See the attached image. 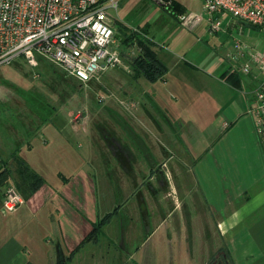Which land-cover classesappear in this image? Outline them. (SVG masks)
<instances>
[{
  "label": "rangeland",
  "instance_id": "rangeland-1",
  "mask_svg": "<svg viewBox=\"0 0 264 264\" xmlns=\"http://www.w3.org/2000/svg\"><path fill=\"white\" fill-rule=\"evenodd\" d=\"M117 1L118 10H108V14L117 21L118 27L121 26L123 30L146 29L151 40L148 42L149 48L165 53L171 60H178L182 66H190L184 67L188 71H181L175 66V70L172 68L173 72L167 76L166 85L158 80L153 84L145 77H133L137 74L132 61L139 57L137 55L130 58L128 63L123 60L126 70L118 67L102 75L99 80L84 84L45 57H37L36 69L18 58L0 67V147L11 145V140L7 145L3 142L8 137L21 145L23 139L14 136L36 131L37 125L41 126L47 122L46 118L50 120L53 117L50 129H57L62 135L50 141L38 127L36 136L41 137L40 148L34 151L35 161L38 165L41 163L46 173L52 176L56 168L63 171L65 161L79 167L82 161L87 162L89 153L93 152L94 158L91 160L97 161L100 167L99 173H94L97 176V196L102 215L123 204L121 209L125 207L130 210L135 204V196L131 198L132 192L144 194L153 189L151 196L148 193L149 202L150 198L152 201L146 224L141 225L144 214L139 210H136L138 224L133 227L127 224L126 229L121 227L122 231L118 226L122 220L114 217L103 231L99 229L88 241L93 244L94 258L88 256L85 261H80V257H76L72 264L207 263L209 257L214 255L213 248L221 246V239L212 216H203L201 212L203 203L194 182L197 170L193 168V160L208 149L216 135L209 119L216 111V105L210 100L214 95L223 94V91L213 85L209 74L213 72L211 68L214 63L226 60L235 40L249 46L264 47V28L246 26L240 31L228 25L230 18L226 17L221 30L212 35L207 31L206 21L190 27L183 26L153 0ZM178 1L185 6V14L204 17V0ZM117 33L119 37L122 36L121 31ZM121 49L127 54L136 52L137 41L132 45L123 44ZM179 71L184 87L181 95L173 88ZM152 92L155 95L159 93L156 97L164 96L170 100L169 107H177L184 119V128L181 129V120L163 118L161 114L157 117L159 127L146 119L133 120L130 123L132 139H127L137 161L132 172L128 173L105 152L108 143L103 131L117 128L124 133L125 124L115 118L116 113L122 112L119 100L134 99L136 105L142 108L149 103L147 100L152 98ZM154 107L158 110L162 108L159 105ZM44 141L48 142L47 148L43 147ZM164 143L168 148L162 152L159 144ZM144 144L145 149L142 147ZM27 148L28 145L25 150ZM150 156L152 159H149ZM159 158L160 164L167 161L162 167L155 166ZM12 163V185L15 186L18 179L13 173L17 167L16 160H12ZM85 168L88 170L90 166L86 164ZM152 175V181L148 180ZM169 186L175 189L174 196L167 199L169 206L164 205L160 209L157 202L160 200V190H166ZM139 199L138 196V202ZM125 212L120 210L119 213L124 216ZM207 218L208 223L205 224ZM117 227L119 234H113L117 232ZM34 255L39 259V264H48L49 259L54 261L53 251L49 252V257L44 250H34ZM209 264L220 262L212 258Z\"/></svg>",
  "mask_w": 264,
  "mask_h": 264
},
{
  "label": "crops",
  "instance_id": "crops-1",
  "mask_svg": "<svg viewBox=\"0 0 264 264\" xmlns=\"http://www.w3.org/2000/svg\"><path fill=\"white\" fill-rule=\"evenodd\" d=\"M175 1L185 10V6L180 1ZM148 26L149 24L146 25ZM120 27L118 30L122 32V36H118L121 39L119 49L122 59L128 63L132 57L129 53H124L121 46L132 45L137 41L135 54L141 56L145 48H149L148 42L151 40L147 36L146 29L140 30L147 38L141 35L136 37L129 30ZM153 39L154 36L152 38L154 43ZM152 52L166 70L160 80L157 79L162 85L168 83L167 76L173 72L172 68L175 70L178 66L179 70L185 71L184 67H190L182 66L178 60H171L165 53L153 50ZM214 60L216 61V58ZM170 62H173V65H170ZM211 69L213 72L209 77L213 85L223 91V94L214 95L210 100L216 105V111L209 118L212 120L211 126L216 135L210 141L208 149L193 160V168L197 170L194 182L202 197L201 212L203 216L208 214L212 216L215 230L221 239V246L214 247L212 250L214 255L209 257L207 263L204 261L202 264H209L212 258L220 264H264V146L259 144L256 138L253 119L248 114L249 99L244 93L252 89V83L240 72L230 69L226 60L222 63H214ZM181 71L176 75L173 87L180 95L184 88ZM140 76L143 77L133 75L134 78ZM156 81H152L153 84ZM154 93L152 92V98L147 100L149 103H144L142 108L136 105L134 99H120L118 103L122 112L114 115L117 121L125 124H123L126 128L124 133L117 128L103 131L108 143L105 152L109 153L111 159L117 165H122L128 173L132 172L137 161L128 141L131 138L130 133L133 134L130 128L133 120L146 119L159 127L157 117L161 114L163 118L181 120V129L184 128V119L180 116L177 107H169L170 100L168 101L164 96L156 97L159 93L156 95ZM158 105L162 106L159 110L154 107ZM52 119L53 117L50 120L46 118L47 122L41 126L37 125L36 131L14 136L23 139V145H19V141L13 142L8 137L6 142L5 140L3 142L7 145L11 140V145L0 147V264H39V259L34 258L36 257L34 250L35 252L44 250L48 253V257L49 252L53 251L54 261L49 259L48 264H72L76 257H80V261H85L88 256L94 258L93 244L88 242V237L102 218L111 215L102 227V231L114 217L122 220L121 224L118 223L119 228L126 229L127 224L132 227L138 224L136 210L144 214L141 225L146 224L148 219L147 211L152 201L150 198L149 202L148 193L151 196L153 189H149L144 194L132 192L131 198L135 196V204L130 210L125 207L121 209L123 204L102 215L96 188V174L99 173L100 167L97 161L91 160L94 158L93 152L89 153L87 162L82 161L79 167L71 166L65 161L63 171L56 168L52 176L46 173V168L41 163L38 165L34 151L40 148L41 136H36L37 128L40 127L42 134L47 135L50 141L62 135L56 128V130L50 129L53 125ZM127 122L129 124H126ZM42 143L43 147L47 148L48 142ZM26 145L28 148L25 150ZM142 147L145 149V144ZM159 147L162 152L168 148L165 143L159 144ZM161 158L156 159L155 166L162 167L166 164L167 161H162L160 164ZM17 159L22 160L32 172L39 175L42 182L33 192L22 193L24 203L15 212L8 213L2 206V193L13 183L12 160ZM149 159H152L151 156ZM86 164L92 169L87 170ZM14 171L13 173L16 174ZM153 178L152 175L148 180L152 181ZM201 186L203 188H200ZM174 191L175 189L170 186L166 190H160V202L157 201L160 209L164 205L169 206L167 199L174 196ZM138 196L141 199L139 202ZM120 210L126 211L124 216H121ZM204 223H208V218ZM123 229L121 228V231ZM118 232L117 227V232L113 234ZM207 233H209L208 229Z\"/></svg>",
  "mask_w": 264,
  "mask_h": 264
},
{
  "label": "built area",
  "instance_id": "built-area-1",
  "mask_svg": "<svg viewBox=\"0 0 264 264\" xmlns=\"http://www.w3.org/2000/svg\"><path fill=\"white\" fill-rule=\"evenodd\" d=\"M153 1L171 12L172 0ZM118 7L117 0H0V67L21 58L36 69L41 56L84 84L112 69L126 70L117 21L108 14ZM203 9L204 17L183 12L175 18L186 27L204 20L212 35L221 30L226 17L230 18L228 25L240 31L246 26L264 28V0H204ZM129 31L147 38L139 28ZM129 55L136 56L135 52ZM226 61L252 83V89L244 93L256 138L264 146V47L235 40ZM23 203L14 185L4 189L6 212H15Z\"/></svg>",
  "mask_w": 264,
  "mask_h": 264
},
{
  "label": "trees",
  "instance_id": "trees-1",
  "mask_svg": "<svg viewBox=\"0 0 264 264\" xmlns=\"http://www.w3.org/2000/svg\"><path fill=\"white\" fill-rule=\"evenodd\" d=\"M167 12L175 18L177 13H183L185 12V10L181 8L179 3H177L175 0H172L171 12ZM133 67L136 70L137 75H142L150 81H156L157 79H160L166 72L165 68L155 59L152 50L147 47L145 48L144 53L134 60ZM16 163L17 167L15 173L18 179L15 183V188L24 199L23 194L31 193L35 189H37V187L41 184L42 179L39 175L32 172L22 160L17 159ZM110 216L111 215H108L102 218L94 226L92 233L88 237V240H90V238L95 234V232L99 231V229L104 226Z\"/></svg>",
  "mask_w": 264,
  "mask_h": 264
}]
</instances>
